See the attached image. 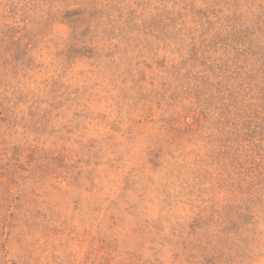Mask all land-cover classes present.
<instances>
[{
	"label": "rangeland",
	"instance_id": "obj_1",
	"mask_svg": "<svg viewBox=\"0 0 264 264\" xmlns=\"http://www.w3.org/2000/svg\"><path fill=\"white\" fill-rule=\"evenodd\" d=\"M0 264H264V0H0Z\"/></svg>",
	"mask_w": 264,
	"mask_h": 264
}]
</instances>
